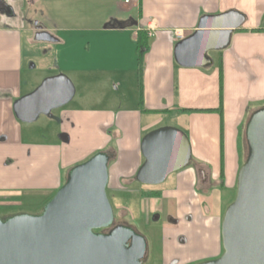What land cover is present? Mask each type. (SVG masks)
Returning a JSON list of instances; mask_svg holds the SVG:
<instances>
[{
    "label": "crops",
    "instance_id": "1",
    "mask_svg": "<svg viewBox=\"0 0 264 264\" xmlns=\"http://www.w3.org/2000/svg\"><path fill=\"white\" fill-rule=\"evenodd\" d=\"M4 2L5 7L0 11V192L17 190L18 195H25L34 189L48 194L55 191L63 181L59 174L62 162L59 150L64 146L70 149L80 148L83 143H94L91 136L104 123L117 128L119 137L117 148L107 147L114 153L109 163L108 181L117 187L119 183L133 179L143 161L139 148L143 135L138 123L141 111L103 105L85 107L77 103L71 110L59 109L56 113L69 123L63 128L67 139L30 143L23 139L22 126L13 114L12 102L23 95L19 93L23 37L30 46L38 41L52 44L48 49L54 47L57 50V70L65 75L73 74L78 81L96 83L104 78L105 72L132 71L138 84L136 41L141 30L146 32L148 46L143 50L142 101L138 104L147 109L178 106L203 110L199 115L210 120L213 129L211 135L203 129L199 136L189 126L195 159L191 157L189 168L178 170L174 185L163 193L164 198L175 201L173 212H177L178 221L168 228L173 236L165 241L169 249L164 257L169 259L177 254L173 251L184 252L189 247L196 248L200 254L216 252L219 218L202 215L194 189L203 184L209 192L214 187L226 185L232 188L235 185L240 166L238 142L242 143L245 152L243 131L239 139L241 131L238 127L243 113L242 95L248 91L252 98L264 99V0H137L130 4L123 0ZM92 4L96 5L94 10ZM227 10H236L245 18L238 29L232 30L227 46L220 49L218 64L210 52L209 66L177 64L174 47L180 39L175 36L176 30L182 32V37L189 36L203 16ZM38 31L48 32L54 39L35 40ZM34 49L30 52L34 53ZM217 51L211 52L217 54ZM217 70L218 76L221 73L220 80L217 79ZM114 79L120 84L121 75L114 76ZM165 110L169 112V109ZM159 122L153 126H160L156 125ZM103 143L104 140L97 141L96 145ZM201 151L213 153V162L198 154ZM70 167L65 169L66 173ZM24 195H21L22 199ZM16 212L20 211L5 215ZM204 212H209L207 206ZM187 213H191V221L184 218ZM210 230L216 236L214 249L203 237ZM178 234L187 238L185 245L174 242Z\"/></svg>",
    "mask_w": 264,
    "mask_h": 264
},
{
    "label": "water",
    "instance_id": "2",
    "mask_svg": "<svg viewBox=\"0 0 264 264\" xmlns=\"http://www.w3.org/2000/svg\"><path fill=\"white\" fill-rule=\"evenodd\" d=\"M4 7L0 0V11ZM244 18L236 10L203 16L197 29L175 44V61L184 67L209 66L208 52L225 48ZM34 38L54 39L45 31L36 32ZM74 94L70 79L59 72L14 99L12 111L23 123L41 115L53 122L57 119L53 110ZM244 135L246 157L236 175L235 195L220 221L222 252L194 264H264V106L251 113ZM139 148L143 161L134 180L141 184H160L191 160L187 135L172 126L147 132ZM109 160L108 152L101 151L70 167L38 213L0 217V264H143L147 242L134 228L119 225L109 233L96 231L108 227L114 217L106 190Z\"/></svg>",
    "mask_w": 264,
    "mask_h": 264
},
{
    "label": "rangeland",
    "instance_id": "3",
    "mask_svg": "<svg viewBox=\"0 0 264 264\" xmlns=\"http://www.w3.org/2000/svg\"><path fill=\"white\" fill-rule=\"evenodd\" d=\"M92 8L96 5L92 4ZM99 8V5H98ZM103 9V7H102ZM23 37V36H21ZM22 44V54H23V68L20 75L19 82V93L25 94L31 91L33 85H38L45 77L55 75L60 70L56 67V54L57 50L53 47V50L48 49L52 46L44 41H38L34 46H30L27 43L25 37L21 39ZM54 46V45H53ZM32 47V49H31ZM34 53L30 52L33 51ZM57 48V47H56ZM223 50V49H222ZM218 53H212L211 56L215 57V64H218L217 55ZM215 65V66H216ZM216 70V68H215ZM217 79L220 80V76ZM64 74V73H63ZM65 75V74H64ZM75 87V94L71 101H69L64 106L59 109L71 110L76 107V104L82 103L85 107H93L95 105H103L104 107H118L122 110H134L137 109L141 111L138 117V123L140 127V133L145 135L147 132L162 126H172L183 131L190 143L191 157L194 160L196 151L192 150L189 126L193 127L195 132L199 136L202 135L203 129L206 130L207 134H212V123L207 120L205 116L199 115L203 113V110L195 111L189 108H179L174 106L172 108H161V109H147L145 105L138 104V88H137V76L135 72H117L103 73V77L96 83L93 82H81L74 78L73 74H66ZM113 75V76H112ZM121 75L120 84H116L114 76ZM115 83V84H114ZM34 86V87H36ZM85 87V88H84ZM220 91V89H219ZM220 95V93H219ZM82 97V98H80ZM242 111L241 120L239 122V139L242 136V125L246 122V118L255 108L264 106V99L252 98L248 91L242 95ZM219 98V97H218ZM216 107H218L216 105ZM57 109L55 114L58 113ZM165 109H169L166 112ZM54 112V111H53ZM208 112V111H205ZM211 112V111H209ZM159 117H161L160 120ZM160 121L153 126V123ZM20 126H22L23 139L26 142L42 143L46 141L58 142L59 139V129L54 126V123L44 115L39 116V118L31 123H22L18 121ZM162 125V126H161ZM117 128L112 127L107 124H103L96 130V134L92 135L93 142L83 143L80 148H70L65 149L63 147L60 151L62 155L61 166H59V174L61 179H64L66 168L69 166L73 167L80 162H83L93 154L101 151H105L109 146L118 147L117 141L118 136L116 134ZM46 140V141H45ZM104 140V143L99 146L96 145L98 141ZM126 142H129V138L126 137ZM239 144V161L240 165L243 162L244 154L242 143ZM194 149V148H193ZM244 152V154H243ZM198 154L205 156L208 162L212 163L215 159L213 153H208L201 151ZM187 165L184 168H189ZM176 174L178 170L172 172L167 176V178L160 184L157 185H146L141 184L135 180L128 183L126 180L123 183L117 185V191L121 194L116 197L114 196L115 191L111 190V186L108 187L107 196L110 199L112 206L115 210L116 220L121 224L131 226L137 232H139L147 242L149 257L146 264H167L163 263V257L165 256V251L162 253L160 250L163 242L168 239L167 237L173 236L170 234L171 231L168 228L173 227V224L169 221V217H176L177 212H173L175 207V201L167 200L164 198V191L171 188L174 185ZM224 185L221 187L211 188L209 192L201 193L197 188L194 189L195 198L200 204L202 210V215L216 216L218 218L222 217L225 207L232 200L235 192L234 186L232 188H227ZM17 190H5L0 192V215H5L10 213V211H23L34 213V209L40 208L41 204L48 198L50 193H43L41 189H34L21 195H24L22 199L21 195L16 192ZM19 198V199H17ZM23 200H25L23 202ZM38 200V201H37ZM208 208V213L204 212L205 207ZM126 212H120V211ZM18 213V212H16ZM158 215L157 220H152L154 215ZM203 237L207 238L208 243H212V249L215 248V234L214 231L210 230L203 234ZM222 248V247H221ZM222 252V251H221ZM177 256L187 261V264H194L203 260L215 258L217 253L214 251L198 253L196 248L189 247L186 251H176ZM203 255V256H202Z\"/></svg>",
    "mask_w": 264,
    "mask_h": 264
},
{
    "label": "flooded vegetation",
    "instance_id": "4",
    "mask_svg": "<svg viewBox=\"0 0 264 264\" xmlns=\"http://www.w3.org/2000/svg\"><path fill=\"white\" fill-rule=\"evenodd\" d=\"M57 110V109H56ZM56 110H53L54 112L53 113H55V111ZM56 116H57V114H56ZM53 123L55 124V123H57V127H58V129H59V136H60V139H62V140H65L64 139V136H66L67 137V135H66V133L63 131V128H64V126H66V125H68L69 123L68 122H66V119H64V118H61L60 116H57V119H53ZM67 127V126H66ZM65 137V138H66ZM105 151H107L108 152V154L110 155V160H109V163H110V161L113 159V157H114V153L111 151V150H109V149H106ZM134 180V177H133V179H130V180H128V183H130V182H132ZM201 193H203L206 189H205V187H204V185L202 184L200 187H198L197 188ZM110 200V199H109ZM111 202V201H110ZM111 205H112V203H111ZM112 208H113V206H112ZM115 210H114V208H113V214H114V217H113V221H112V223L108 226V227H106V228H101V229H98V230H96V231H101V232H104V233H109L111 230H113V229H115L117 226H119V225H124V224H121L120 222H118V220H116V215H115ZM120 212H126V211H120ZM206 213V212H205ZM184 218H186L188 221H191L192 219H193V217H192V215H191V213H187L186 214V216L184 217ZM169 221L173 224V226H175L176 224H177V218L176 217H169ZM168 239H169V237H168ZM174 242L177 244V245H185L186 243H187V238L185 237V236H183V235H175V237H174ZM161 250V252L163 253L164 251H167L166 249H169V246L168 245H166V242H163V244L161 245V248H160ZM173 253L175 254L176 253V251H173ZM173 254V255H174ZM148 257H149V253H148V247H147V250H146V252H145V254H144V256L142 257V263L143 264H146L147 263V259H148ZM181 261V258H179L178 256H177V254L176 255H174V256H172V257H170L169 259H165V257H163V263H166L167 262V264H180L179 262ZM187 264V263H186Z\"/></svg>",
    "mask_w": 264,
    "mask_h": 264
},
{
    "label": "trees",
    "instance_id": "5",
    "mask_svg": "<svg viewBox=\"0 0 264 264\" xmlns=\"http://www.w3.org/2000/svg\"><path fill=\"white\" fill-rule=\"evenodd\" d=\"M137 49H138V58H137V61H138V68H137V73H138V84H137V87H138V92H139V103H141V101H142V82H141V77H142V62H143V50H145L146 48H147V46H148V41H147V36H146V32H144V31H141V30H139L138 31V34H137ZM219 69H220V66H219ZM219 76H221V73H219ZM258 108H260V107H258ZM258 108H255L253 111H255L256 109H258ZM218 109H220V106H219V108ZM206 110H211V109H206ZM253 111H251V113L253 112ZM251 113L248 115V117H247V119H246V122H247V120H248V118H249V116L251 115ZM246 122L244 123V125L242 126V131H243V137H244V143H245V154H244V159H245V157H246V153H247V143H246V139H245V135H244V131H245V124H246ZM244 159H243V161H244ZM63 181H64V179H63ZM63 181H62V183H63ZM61 183V184H62ZM60 184V185H61ZM59 185V186H60ZM58 186V187H59ZM109 186H111L112 188H111V190H114L115 191V193H114V196H116V197H118L121 193L119 192V191H117V187L115 186V185H113L112 184V182L111 181H108V183H107V187H106V190H108V187ZM57 187V188H58ZM56 188V189H57ZM234 188H236V181H235V185H234ZM54 192L55 191H53V192H51L50 193V195L48 196V198L40 205L41 207L43 206V204L54 194ZM122 195H124V194H121V200L123 199V197H122ZM234 195H235V192H234ZM234 195H233V197H234ZM120 197V196H119ZM233 197H232V199H233ZM38 201V200H37ZM41 207L40 208H38V209H34L33 211H34V213H38L39 211H40V209H41ZM8 215H10V214H8ZM8 215H4V216H1L2 218H4V217H6V216H8ZM205 221H207V220H205ZM220 221H221V217L218 219V221H217V232H216V235L218 236V248H217V251H216V255L217 256H219L220 254H221V251H222V246H221V239H220ZM200 244V243H199ZM209 244V246H210V248H212L211 246H212V243H208ZM203 256V255H202ZM216 256V257H217ZM180 264H186L187 263V261H185L184 259L182 260L181 259V261L179 262Z\"/></svg>",
    "mask_w": 264,
    "mask_h": 264
},
{
    "label": "built area",
    "instance_id": "6",
    "mask_svg": "<svg viewBox=\"0 0 264 264\" xmlns=\"http://www.w3.org/2000/svg\"><path fill=\"white\" fill-rule=\"evenodd\" d=\"M134 1H137V0H123V2H124L125 4H130V3L134 2ZM149 34H152V33L150 32ZM175 36H176L178 39H181L182 36H183V34H182V32H181L180 30H176V32H175Z\"/></svg>",
    "mask_w": 264,
    "mask_h": 264
}]
</instances>
